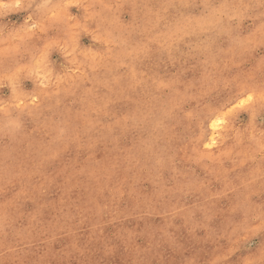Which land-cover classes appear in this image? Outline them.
Returning <instances> with one entry per match:
<instances>
[{
	"label": "rangeland",
	"instance_id": "1",
	"mask_svg": "<svg viewBox=\"0 0 264 264\" xmlns=\"http://www.w3.org/2000/svg\"><path fill=\"white\" fill-rule=\"evenodd\" d=\"M0 264H264V0H0Z\"/></svg>",
	"mask_w": 264,
	"mask_h": 264
},
{
	"label": "bare ground",
	"instance_id": "2",
	"mask_svg": "<svg viewBox=\"0 0 264 264\" xmlns=\"http://www.w3.org/2000/svg\"><path fill=\"white\" fill-rule=\"evenodd\" d=\"M217 121H218V120H217ZM210 124H211V123H210ZM211 125H212V127H213L214 129L216 128V126H215V125H216V122H215V120L212 122V124H211ZM210 127H211V126H210ZM213 128H212V129H213ZM211 132H212V131H211ZM214 134H215V133L213 132L212 136L210 135V136H211V138H210V139H211V142H214V141H215V139H216V137H215V135H214ZM211 142H210V143H211Z\"/></svg>",
	"mask_w": 264,
	"mask_h": 264
}]
</instances>
